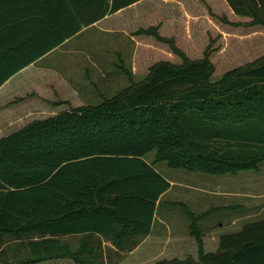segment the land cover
Returning <instances> with one entry per match:
<instances>
[{
    "label": "trees",
    "instance_id": "1",
    "mask_svg": "<svg viewBox=\"0 0 264 264\" xmlns=\"http://www.w3.org/2000/svg\"><path fill=\"white\" fill-rule=\"evenodd\" d=\"M135 1L0 0V84L81 27ZM227 2L249 20L207 7L210 17L224 24L221 31L249 27L243 35L256 45L247 56L257 53L264 0L259 8L256 0ZM132 35L136 68H146L140 80L125 71L129 85L100 103L30 120L0 137V254L7 243L24 252L0 264L64 258L102 264L104 242L121 254L132 250L150 233L156 202L170 186L154 167L158 161L210 174L256 170L264 161V53L232 66L225 46L213 50L209 38L202 48L209 33L185 41L179 31L166 35L149 25ZM152 39L167 44L178 60L138 64L144 50L138 40ZM217 68L224 72L213 79ZM152 150L149 162L145 155ZM175 205L190 221L198 258L153 264H264V219L220 235L217 249L205 252L197 221L209 210L195 214Z\"/></svg>",
    "mask_w": 264,
    "mask_h": 264
},
{
    "label": "rangeland",
    "instance_id": "2",
    "mask_svg": "<svg viewBox=\"0 0 264 264\" xmlns=\"http://www.w3.org/2000/svg\"><path fill=\"white\" fill-rule=\"evenodd\" d=\"M110 20L112 18L82 28L39 60L41 67L48 68L46 71H54L55 74L71 83V88L78 93L77 96L83 105H96L102 98L111 97L128 86L129 75L125 71L131 73L133 81L140 80L146 72V68H136L134 71L132 66L135 42L130 37V33L140 28L141 24H133L124 34V28L117 27L114 22H112L113 26L110 25ZM205 28L209 37L204 40L202 48L208 45L210 39H212L213 50L225 46L228 58L232 56V66L242 64L264 53V39H262L260 51L247 56L250 48L253 49L256 45L255 40H250L243 35L250 30L247 26L226 25L225 29L231 34H226L224 39L217 34L221 28H224V24L217 18L213 19V22L208 21L199 30L203 32ZM262 35L264 36V32ZM138 41L145 50L140 51L142 55L137 57V60L141 58L138 64L143 63L144 60H148L149 64L162 59L178 60L176 56L170 54V48L165 43H159L154 39ZM223 72L224 69H215L213 79ZM71 102L78 103L73 99ZM154 153V150L148 152L145 155L146 160L151 162ZM155 167L173 181L170 191L163 196L157 207L155 225H159L161 221L168 225L176 222L180 226L190 223L183 208L179 205H171V201L185 203L194 213L209 210L207 217L197 221L201 232H204L206 226L213 225L220 234L232 233L248 222L264 219V161L258 164L256 170H243L236 174H210L170 168L164 161L156 162ZM217 191H231L233 194L225 195ZM235 193H241V195ZM219 204H228L230 207L223 210L213 209ZM220 222H223V226H219ZM165 223H163L164 229ZM70 240L76 246V239L70 238ZM10 245L11 243L5 245L4 252L0 254V261L11 260L24 253L21 248L11 250ZM100 245L105 250L102 264L103 262L104 264H119V262L130 264L128 259H124V254L109 249L105 243ZM35 264L75 263L64 258L45 260Z\"/></svg>",
    "mask_w": 264,
    "mask_h": 264
},
{
    "label": "crops",
    "instance_id": "3",
    "mask_svg": "<svg viewBox=\"0 0 264 264\" xmlns=\"http://www.w3.org/2000/svg\"><path fill=\"white\" fill-rule=\"evenodd\" d=\"M256 3V8H259L261 6L260 0H256ZM207 7L216 14H226L228 19L231 20H249L246 16L236 15L227 0H137L91 24L94 25L100 21L112 18L109 24L112 25V22H114L117 27H123L124 34L127 33L129 27L138 23L141 24L140 28H146L149 25H159L160 31L166 33V35H173L179 31L182 33L181 37L188 40L200 37L206 38L208 33L206 28L203 32L199 28L206 25L208 21L213 22ZM114 19L117 20L113 21ZM84 27L86 26L81 27L79 30ZM220 33L222 34L221 38H224L225 34L229 32L224 30L220 31ZM250 33L248 32L247 35H250ZM75 34L64 39L59 45ZM132 34L130 33V37L135 42ZM134 46H136V42ZM53 49L18 69L0 84V137L16 131L30 120L42 119L70 107L83 105L77 96L78 93L71 88L69 81L55 74L54 71H46L48 68H43L39 65V60ZM217 53L223 54V48ZM134 55L135 48L132 54V66L135 71ZM221 61H226V59L217 60V62ZM0 69H2L1 66ZM72 99L78 103L73 104L71 102ZM156 170L169 181L170 186L156 202L150 233L132 250L125 252L124 259H128L130 264H153L162 259H184L188 256L196 260L198 258V246L195 237L190 234V223L186 226H180L176 222L171 225L166 224L164 221H161L159 225L154 223L157 207L161 203L163 196L170 191L173 183L168 175L157 168ZM217 192H222L225 195L233 194L231 191H228L229 193L227 191ZM235 194L241 195V193ZM175 202L180 201H171L170 204L175 205ZM229 207L228 204H219L214 206L213 209L223 210ZM187 208L189 209V207ZM163 223H165V229ZM219 226H223V222H220ZM201 233L204 251H215L218 247L219 237L222 234L213 225L206 226L204 232ZM104 243L109 245L108 242Z\"/></svg>",
    "mask_w": 264,
    "mask_h": 264
}]
</instances>
